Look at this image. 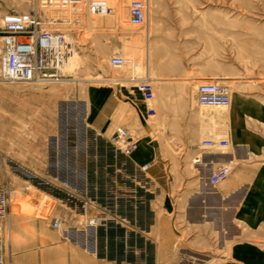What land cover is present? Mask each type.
<instances>
[{"label":"rangeland","instance_id":"obj_1","mask_svg":"<svg viewBox=\"0 0 264 264\" xmlns=\"http://www.w3.org/2000/svg\"><path fill=\"white\" fill-rule=\"evenodd\" d=\"M106 1L112 6L111 12L84 16L81 24H45L50 28L68 29L72 36L73 62L65 67L70 79L56 83L0 79V186L8 185L11 190L10 214L3 226L7 262L11 245L33 241L36 235L47 237L48 243L67 240L62 230L53 226L55 216H62L66 224L82 225L89 215L99 212H106L98 234L106 236L107 257L115 254L114 245H118L123 250L117 248V252L122 253L124 260L129 259V249L125 250V245L115 238L120 230L115 212L120 209L121 213L128 214L133 208L147 209L145 203L151 194L158 192L159 185L150 184L152 161L146 162L150 166L145 173L136 170L145 162L135 157L140 141L149 142L150 160L156 164L171 160L177 175L181 170L188 175L194 172L189 161H185L187 165L183 168L184 161L177 158L178 153L164 151L161 138L154 139L143 129L137 130L138 145L129 155L117 149L113 140L115 134L99 136L88 131L89 125L87 133L84 131L80 120L86 114L83 100H89L90 87L103 83L99 80L102 79L99 70L110 65V61L108 55L98 52L88 55L86 51L84 55L82 43L105 18L113 15L117 28L127 35L121 40V53L129 59L128 63L121 68L113 67L114 71L128 79L135 71L145 74L149 70L155 89L152 105L156 92L161 90L158 70L162 67L174 70L181 62L189 65L200 62L205 69L229 73L231 77L219 81L229 85L232 102L244 93L264 92V87L258 86L256 81L264 80V0H161L166 6L163 14L171 15L173 22L156 24L151 18L148 23L152 33L147 49L149 63L145 58L147 50H144L137 66L128 35L137 29L145 32L147 24L134 25L129 21L131 0ZM5 2L9 3L8 18L28 17L36 4V0H0V48ZM39 9L43 10L46 20L64 15V11L58 9ZM108 42L112 41L105 39L100 45ZM91 43L94 45L95 40ZM211 57L212 61L206 62ZM122 83L137 88L130 80ZM47 88L53 91L51 95L47 94ZM222 110L227 111L228 107ZM147 117L151 121L152 117ZM126 127L136 129L132 124ZM81 173L86 176L90 198L86 213L81 198L71 195L70 185L63 182V178L76 182ZM133 174L135 179H131ZM131 188L135 196L132 199L126 194ZM263 194L261 188L248 193L252 199ZM252 199L248 200L250 205L229 208L222 215L220 225L207 222L203 230H187L181 237L176 236V245L170 249L172 256L168 257L170 261H165L167 258L156 261L154 248H142L141 245L147 246V243L136 241L138 262L133 264H264L263 202L260 198ZM155 210V223L169 222L160 208ZM142 213H136L132 220L124 216L125 223H149L152 215L147 210Z\"/></svg>","mask_w":264,"mask_h":264},{"label":"crops","instance_id":"obj_2","mask_svg":"<svg viewBox=\"0 0 264 264\" xmlns=\"http://www.w3.org/2000/svg\"><path fill=\"white\" fill-rule=\"evenodd\" d=\"M149 3L147 23L150 24L151 18L156 24L173 22L171 15L163 14L166 8L164 1L149 0ZM8 14L9 3L5 2V18ZM124 36L127 35L117 28L113 15L105 18L93 35L83 41V54L86 51L88 55L96 52L106 54L110 61L113 54H122L121 40ZM128 37L132 42L131 51L135 55L137 66L152 38L150 27L147 25L145 32L137 29ZM105 39L112 42L101 46V41ZM93 40L94 45L91 43ZM146 55L148 64V50ZM212 59H206V62ZM110 65L107 64L103 70H99L102 78L99 80L103 83L90 87L89 100H83L86 114L80 120L84 131L87 133L89 125L88 131L110 137L116 133L118 127L132 124L136 126V133L143 129L146 135L154 139L160 137L164 151L178 153L177 158L184 161L183 168L187 165L185 161H189L194 170L193 174L188 175L181 170L177 175L171 160L162 162V165L156 164L150 160L152 149L149 142L140 141L135 157L141 162L145 160L144 163L152 161L149 171L153 180L150 184L154 187L159 185L156 194L146 192L152 195L145 203L147 209L140 208L138 211L133 208L128 214L122 213L131 220L136 213L142 215V211L146 210L152 215L149 223L124 222L120 225L115 238L125 245V250L129 249V259L124 260L122 253L117 252V248L123 250L118 245H114L115 254L107 257V241L103 233L99 236L95 249L71 239L52 240L48 243L47 237L45 239L36 235L33 241L11 245L8 255L10 264H133L138 262V240L147 243V246L141 245L142 248H154L156 261L160 258L170 261L168 257L172 256L170 249L176 245V236L181 237L187 230H203V225L207 222L220 225L222 215L229 208L250 205V191L261 188L264 192V92L239 95L228 107L226 114H219L221 108L201 105L198 102L195 86L197 88L198 83L203 80L231 77L229 73L205 69L200 62L193 65L181 62L174 70L167 71V67L158 70L161 90L156 92L154 114L148 115L147 103L142 99L141 91L133 85H123V81L129 80L120 76L119 72L114 71L115 66L111 63ZM146 73L149 74V70ZM256 81L258 86L264 87V80ZM47 89V94L51 95L53 91L51 88ZM89 105H92L91 108ZM147 115L152 117L151 121ZM210 137L227 138L229 143L225 147L204 146L202 142ZM221 164L230 165V174L221 183L214 185L209 176ZM126 192L129 198H135L132 188ZM259 198L264 208V194ZM259 198L252 200L257 201ZM159 208L163 217L169 221L166 224H158L153 220L157 214L155 209Z\"/></svg>","mask_w":264,"mask_h":264},{"label":"built area","instance_id":"obj_3","mask_svg":"<svg viewBox=\"0 0 264 264\" xmlns=\"http://www.w3.org/2000/svg\"><path fill=\"white\" fill-rule=\"evenodd\" d=\"M58 9L64 11L59 18L46 20L43 10ZM112 6L106 0H36L35 7L28 17L5 18L2 32L3 42L0 52V79L5 81H24L36 83H56L69 78L65 71L69 56L72 52L73 40L68 29L50 28L45 24L63 23L68 26L82 23V18L93 13H108ZM150 6L148 0H131L129 4V21L134 25H145L148 22ZM110 63L115 67H123L128 59L119 53L110 57ZM134 82L143 94L147 103V113L155 112L151 104L155 96L152 79L147 73L139 75L133 72L128 78ZM198 102L201 105L225 107L231 103V89L228 84L219 80H203L196 88ZM137 133L128 127L120 126L113 136L114 143L123 154L129 155L138 145ZM229 143L227 138L210 137L202 144L207 147H225ZM198 160V158H197ZM149 163H143L136 170L142 173L149 168ZM84 173V172H83ZM81 173L78 181L63 178V182L70 185L71 195L81 198L85 209L90 202L87 194L86 176ZM230 174V165H218L210 174L209 180L216 185ZM132 175L131 179H135ZM145 179V176L142 177ZM146 183V182H145ZM10 187L0 186V264H10L4 254L3 226L10 214ZM118 209V208H117ZM106 212L89 215L82 225L66 224L62 216H55L53 226L62 230V235L78 241L90 248H97L99 242L98 229L103 225ZM104 214V215H103ZM120 225L125 221V215L118 209L115 212ZM125 216V217H124ZM127 220V219H126Z\"/></svg>","mask_w":264,"mask_h":264},{"label":"bare ground","instance_id":"obj_4","mask_svg":"<svg viewBox=\"0 0 264 264\" xmlns=\"http://www.w3.org/2000/svg\"><path fill=\"white\" fill-rule=\"evenodd\" d=\"M149 1V0H148ZM147 25H148V23H147ZM150 27V26H149ZM73 44V49L75 48V43L73 42L72 43ZM72 49V50H73ZM0 52H1V49H0ZM127 58V57H126ZM73 57H72V53H71V55L69 56V59H68V63H67V65H71V63L73 62ZM128 59V58H127ZM129 60V59H128ZM65 71H66V69H65ZM66 73H67V71H66ZM135 73H136V71H135ZM68 74V73H67ZM149 75V74H148ZM68 79H70V78H65L64 80H62V81H66V80H68ZM62 81H60V82H62ZM231 102H232V95H231ZM230 105H231V103H230ZM230 105H228V106H225V107H229ZM214 107V106H213ZM217 108H224V107H217ZM216 110V109H215ZM227 112L226 111H219V114H226ZM218 115V114H217ZM142 122H143V125L145 126V127H147V125H146V122L144 121V120H142ZM197 160V159H196ZM200 160V159H199ZM90 248V247H89Z\"/></svg>","mask_w":264,"mask_h":264}]
</instances>
